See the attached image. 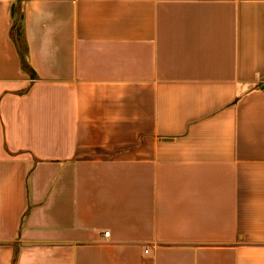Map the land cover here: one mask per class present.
Masks as SVG:
<instances>
[{
    "label": "crops",
    "instance_id": "0c3cea01",
    "mask_svg": "<svg viewBox=\"0 0 264 264\" xmlns=\"http://www.w3.org/2000/svg\"><path fill=\"white\" fill-rule=\"evenodd\" d=\"M0 264H264V0H0Z\"/></svg>",
    "mask_w": 264,
    "mask_h": 264
},
{
    "label": "built area",
    "instance_id": "2783aa9c",
    "mask_svg": "<svg viewBox=\"0 0 264 264\" xmlns=\"http://www.w3.org/2000/svg\"><path fill=\"white\" fill-rule=\"evenodd\" d=\"M102 234H103V235H107V234H108V230H104V231H102Z\"/></svg>",
    "mask_w": 264,
    "mask_h": 264
}]
</instances>
